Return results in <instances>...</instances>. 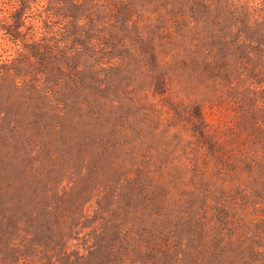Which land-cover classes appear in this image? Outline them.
Segmentation results:
<instances>
[{
  "label": "rangeland",
  "instance_id": "374dc122",
  "mask_svg": "<svg viewBox=\"0 0 264 264\" xmlns=\"http://www.w3.org/2000/svg\"><path fill=\"white\" fill-rule=\"evenodd\" d=\"M0 264H264V0H0Z\"/></svg>",
  "mask_w": 264,
  "mask_h": 264
}]
</instances>
